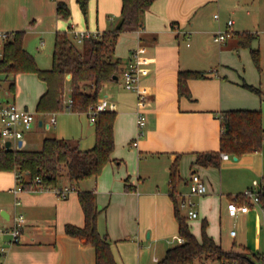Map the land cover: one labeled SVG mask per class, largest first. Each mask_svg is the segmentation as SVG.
I'll return each mask as SVG.
<instances>
[{
    "label": "crops",
    "instance_id": "obj_1",
    "mask_svg": "<svg viewBox=\"0 0 264 264\" xmlns=\"http://www.w3.org/2000/svg\"><path fill=\"white\" fill-rule=\"evenodd\" d=\"M58 1L0 0V30L13 34L24 32L25 48L36 57L35 54L45 48V38L54 37L55 42L56 34L69 31L72 25L81 31L102 33L115 27L121 17L122 0H90L87 18L77 0H65L72 12L71 19L66 21L58 17ZM220 1L156 0L144 15L143 28L120 34L115 55L123 60L125 69L117 80L104 83L99 93V100L107 99L108 110L116 112L115 148L112 160L97 178L73 184L68 177H62L59 185H74L76 191L61 198L50 190L15 193L17 172H0V230L12 226L16 213L26 218L20 244L12 246L5 254L0 251V264H96L94 246L85 238L68 235L65 230L67 224L85 225L80 191H94L100 210L98 231L107 238L118 264H158L169 248L179 244L171 245L172 242H178L177 237H181L170 183L175 161L178 162L175 191L179 203L181 195L189 192L192 173L199 174L208 188L206 194L191 197L199 216L188 218L187 211L184 213L192 233L201 239L202 226L207 223V233L224 250L251 249L248 232L257 238L264 231L263 207L251 204L248 213L234 218L229 215L227 206L232 200L241 205L242 198L246 199L244 190L264 185L263 179L257 180L264 168V152L239 156L221 152L219 167L197 163L198 154L220 150L224 112L239 109L262 112L258 98L243 86L246 81H241L232 71L233 66L236 69L241 65L233 57L234 48L241 42L231 39L235 35L240 38V31L237 34L233 31L224 44H219L214 39L216 29L204 13L205 8L218 5ZM134 50H139L141 57L140 94L144 97L147 116L142 136H139L137 123L138 93L127 90L120 81ZM181 70L208 73L205 78L188 81L191 97L179 95ZM13 82L15 91L10 90ZM22 82V74L0 73L5 98L0 99V106L15 103L21 109L36 113L22 147L38 150L47 137L65 139L80 150L94 147L96 133L89 126H82L81 131L73 135L49 133L57 119L47 128L52 113H37L46 83L42 81L43 85L38 86L34 101L20 97L17 102V97L24 92ZM69 91L67 88V97ZM259 97L264 101V92ZM84 114L88 113H79V116ZM90 125L95 126V123ZM262 125L264 128L263 114ZM136 140L138 145L134 146ZM223 153L229 157L222 158ZM236 220L242 230L232 236ZM228 226L233 227L228 232L229 237L239 238V245L231 248L223 243V230ZM169 236L173 237L168 241Z\"/></svg>",
    "mask_w": 264,
    "mask_h": 264
},
{
    "label": "trees",
    "instance_id": "obj_2",
    "mask_svg": "<svg viewBox=\"0 0 264 264\" xmlns=\"http://www.w3.org/2000/svg\"><path fill=\"white\" fill-rule=\"evenodd\" d=\"M90 0H77L85 18L88 15ZM156 0H122L121 17H124L120 29L104 31L98 38L89 37L82 44H77L68 31L56 34L52 53V67L42 69L35 57L25 48L24 32H15L13 39L4 46V56L0 63V73L18 75L34 73L46 83L47 89L37 104V113H56L63 111L66 101L71 98V111L87 113L91 105L99 101V93L104 83L114 81L124 71V62L115 55L119 36L124 31L143 28L145 13ZM57 14L60 19L69 21L72 16L70 6L65 0L57 2ZM70 28V27H69ZM242 45H248L251 35L239 34ZM254 61L260 68L258 51H252ZM71 78H68V75ZM207 72L198 70H181L178 75V92L180 96L191 97L188 81L207 77ZM243 86L263 96L260 88L246 82ZM70 89L69 97L66 96ZM16 84L10 85L15 91ZM116 112L106 110L98 114L95 122L96 142L89 150H80L67 140L47 137L38 150L24 147L8 150L1 145L0 134V172H17L22 174L26 188L39 176L42 185L58 186L62 177L77 184L81 181L97 178L104 167L112 160L115 148L114 123ZM223 132L219 151L198 154L197 163L204 166L221 165V152L234 156L259 151L264 142L262 112L260 110H229L222 117ZM179 178L178 162L175 161L170 171L171 195L174 201L175 217L178 221L179 234L184 242L167 250L165 257L158 264H205L210 259L220 264H260L262 254L247 247L241 251H226L208 233L207 223L202 226L201 239L191 231L187 217L181 212L176 197L175 185ZM74 186V185H71ZM76 188V187H75ZM79 200L85 214V225L79 227L66 225V233L73 237L85 238L96 252V264H118L114 258L107 238L98 231L100 210L96 205L94 191H80ZM260 205L264 208V192H259ZM242 204L251 205L242 198Z\"/></svg>",
    "mask_w": 264,
    "mask_h": 264
},
{
    "label": "built area",
    "instance_id": "obj_3",
    "mask_svg": "<svg viewBox=\"0 0 264 264\" xmlns=\"http://www.w3.org/2000/svg\"><path fill=\"white\" fill-rule=\"evenodd\" d=\"M215 19H219V14L214 15ZM233 20H229L227 23V29H219L214 36V39L219 44H224L229 37L233 35L232 25ZM73 25L70 27V34H72L74 41L77 44H82L86 38L95 37L98 38L100 32H90L87 30H77ZM13 39V33L0 30V63L4 56L5 44ZM140 65L141 57L139 50H134L131 56V60L127 69L124 72V87L127 90H131L138 93V110H137V123L139 128V136H142L143 128L147 123V116L144 112V97L140 94ZM67 109L71 111L72 100L68 98L66 101ZM109 102L107 99L99 100L97 104L91 105L88 109V115L93 123L96 122L98 114L100 112L108 110ZM36 120V113L21 109L15 103H8L0 106V134L2 138L1 145L5 147L7 141L11 142V148H21L19 141H23L27 131L31 130ZM56 123L55 115H51L46 127L50 128ZM134 146L138 145L137 140L133 142ZM23 146V145H22ZM6 148V147H5ZM229 155L223 153L222 158L226 159ZM17 185L14 188V192L18 193L23 190L31 192H42L46 190L53 191L61 198H66L71 192L76 191L74 186H53L46 187L42 185V179L37 176L33 179L32 185L26 188L24 185V178L22 174L16 173ZM264 181V176H263ZM208 191L207 185L203 178L197 174L192 173L189 178V192L181 195L180 208L187 211L188 218H197L199 216L198 211L195 208V202L192 200L193 195H204ZM264 192V185L258 189L248 188L244 190L243 196L249 200L250 204L260 205L259 192ZM230 216L236 218L240 213L246 214L250 211V205L241 204L238 205L234 200L230 201L227 206ZM264 210V208H263ZM26 224V218L22 213H16L13 218V224L8 229L0 230V251L6 253L12 246L20 244L23 228ZM232 236H235L236 231H231ZM178 243L184 242L182 237L177 238ZM260 264H264V254Z\"/></svg>",
    "mask_w": 264,
    "mask_h": 264
},
{
    "label": "rangeland",
    "instance_id": "obj_4",
    "mask_svg": "<svg viewBox=\"0 0 264 264\" xmlns=\"http://www.w3.org/2000/svg\"><path fill=\"white\" fill-rule=\"evenodd\" d=\"M204 13L206 14V16H208L210 23L216 29L215 33L219 29L226 30L228 21L233 20L234 24L232 25V30L235 34H237V31H240L241 34L248 33L249 35H251L250 39L248 40V45H242L241 43H239V47L234 48L233 57H236L238 61L241 62V65L236 69L233 66L232 71L233 74L239 77L241 81H246L247 83L258 86L264 92V0H221L218 5L212 4L205 8ZM215 14H219L220 20L214 19ZM75 29L80 30L78 27ZM68 32L70 33V31ZM238 37V35H235V37L233 36V38L231 39H233V41H236V39L240 40V38ZM45 39V48L42 51L37 52L38 54H35L37 64L43 69L51 67V55L54 45V37ZM32 45L33 47L36 45V40L32 41ZM253 50L259 52L260 68L257 67L254 61L252 54ZM22 75V85L24 87V92L20 94L19 97H17V102L20 100V97H26L30 102H32L36 97V89L38 88V86H42L43 82L34 73H22ZM120 81L123 82L124 85V78L123 81L122 78ZM249 92H251L253 96H256L258 98L259 104L262 105V114L264 117V101H261L257 93L251 90H249ZM0 99H5L3 96L2 87H0ZM29 107H32L30 103ZM51 115H55L57 119V123L51 128L50 131H48L51 134L58 135L59 133H65L73 135L79 133L82 129V126H89V128L92 130L95 129V126L90 125L92 123L90 115L84 114L82 115V117H80L79 113L72 112L68 110L67 107L63 111L52 113ZM35 136L38 139L40 138L38 134H35ZM259 151L264 152V142ZM233 159L234 156H232V160ZM258 175L260 176H257V180L260 182L261 179H263L262 177L264 176V168H261ZM181 212L184 214L186 213V210L181 209ZM238 222L236 224L234 223V228H232L240 233L242 228L241 226L239 227ZM232 228L228 226L227 229L223 230V243L225 246L230 245V248L239 245L238 236L232 239L228 235V232H230ZM172 237L173 236H169L166 239H168L169 241L172 240ZM248 239L251 240V249L249 248L251 251L264 254L263 230L261 231L260 236H258L257 238L256 236H254V234L248 232ZM172 243L173 244L171 245H175L178 242L173 241ZM254 245L256 246L255 250ZM236 250L241 251L242 248ZM205 264L220 263L217 260L210 259Z\"/></svg>",
    "mask_w": 264,
    "mask_h": 264
},
{
    "label": "water",
    "instance_id": "obj_5",
    "mask_svg": "<svg viewBox=\"0 0 264 264\" xmlns=\"http://www.w3.org/2000/svg\"><path fill=\"white\" fill-rule=\"evenodd\" d=\"M123 21H124V17H120L117 24L115 25V29H120L122 27ZM68 78H71L70 74L68 75ZM114 79L117 80L118 76H115ZM22 145H23V141L21 140V141H19V146L22 147ZM5 147H6V149L11 150L12 149L11 148V142L7 141L5 144ZM235 159H237V157H235ZM258 191H260V187H258Z\"/></svg>",
    "mask_w": 264,
    "mask_h": 264
}]
</instances>
